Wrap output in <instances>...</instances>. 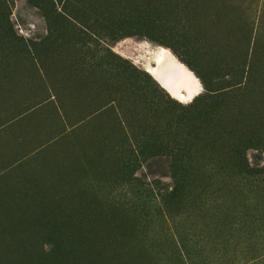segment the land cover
Segmentation results:
<instances>
[{"label": "rangeland", "instance_id": "obj_1", "mask_svg": "<svg viewBox=\"0 0 264 264\" xmlns=\"http://www.w3.org/2000/svg\"><path fill=\"white\" fill-rule=\"evenodd\" d=\"M263 106L264 0H0V264H264Z\"/></svg>", "mask_w": 264, "mask_h": 264}, {"label": "bare ground", "instance_id": "obj_2", "mask_svg": "<svg viewBox=\"0 0 264 264\" xmlns=\"http://www.w3.org/2000/svg\"><path fill=\"white\" fill-rule=\"evenodd\" d=\"M158 56H159L158 57V60H159L158 64H159L160 68L157 70L156 74H157V79H158L159 83L164 88H166L175 98L179 97V98L184 99V101H186V100H190L192 97H194V95L199 90V84L197 82V79L194 77V75L184 65H182L181 63L176 61L175 58L169 52L162 51L159 53ZM183 89L186 90V93L184 95L182 92ZM262 118L264 119V117H262ZM118 252H121V250H119ZM122 252H123V249H122ZM119 255H120V253H118V256ZM116 256H117V254H116ZM112 257H113V255H112ZM123 260H125V259L122 258V261ZM125 261H127V260H125ZM29 263H27V264H29ZM33 263H35V262H33ZM124 264H126V263L124 262Z\"/></svg>", "mask_w": 264, "mask_h": 264}, {"label": "trees", "instance_id": "obj_3", "mask_svg": "<svg viewBox=\"0 0 264 264\" xmlns=\"http://www.w3.org/2000/svg\"><path fill=\"white\" fill-rule=\"evenodd\" d=\"M182 61L186 64L187 67H189L198 78H200V80L203 83L204 86V92L201 95H198L191 103V105H189L188 107L184 108V110H192L193 112H198L199 110H203L204 113H207V111L212 108V106L215 104L216 100L218 98H220V95L218 96L219 91L222 88H216L214 87L211 82L205 80V78L201 75V73L192 65V63L185 57H181ZM129 77L133 80L132 75H129ZM166 151L168 152L169 157L171 158V167H173L172 169L174 170V175L172 176L173 179H175L177 177V172L179 170H181V166H184V159L180 156H182L180 150H176L175 147H173V142L169 139L166 140ZM156 144V143H155ZM241 169L243 171L244 174H252V171H250L249 166H247L245 163L240 164ZM182 171V170H181ZM179 187V186H178ZM175 190L173 193L171 194H175L176 192H178V188L175 187ZM164 198V197H163ZM163 198L160 200V202L162 203ZM167 198V197H165ZM168 201H174L175 198L174 196L171 197L169 196L167 198Z\"/></svg>", "mask_w": 264, "mask_h": 264}, {"label": "water", "instance_id": "obj_4", "mask_svg": "<svg viewBox=\"0 0 264 264\" xmlns=\"http://www.w3.org/2000/svg\"><path fill=\"white\" fill-rule=\"evenodd\" d=\"M158 64H157V62H154V60H153V66H151V68H154V69H158Z\"/></svg>", "mask_w": 264, "mask_h": 264}]
</instances>
